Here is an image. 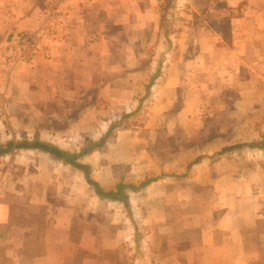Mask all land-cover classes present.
<instances>
[{
    "label": "rangeland",
    "instance_id": "obj_1",
    "mask_svg": "<svg viewBox=\"0 0 264 264\" xmlns=\"http://www.w3.org/2000/svg\"><path fill=\"white\" fill-rule=\"evenodd\" d=\"M107 1L101 42L85 40L88 19L51 57L65 0H0V186L25 221L39 216L27 201L67 206L74 241L82 226L95 233L96 264H158L192 234L174 215L217 217L229 202L264 212V0H160L154 26L132 30L127 0ZM23 141L75 155L100 189L120 184L127 206L68 162L7 145Z\"/></svg>",
    "mask_w": 264,
    "mask_h": 264
},
{
    "label": "crops",
    "instance_id": "obj_2",
    "mask_svg": "<svg viewBox=\"0 0 264 264\" xmlns=\"http://www.w3.org/2000/svg\"><path fill=\"white\" fill-rule=\"evenodd\" d=\"M129 1L131 0H127L123 8L127 13L120 17L125 23L124 28L130 26L132 30L147 25L154 26L151 15L158 11L160 0H148L142 6L138 5V0H133L132 4ZM108 3L110 4L107 0H97L95 5L84 7L65 0L67 10L61 16L64 26L61 25L62 28L53 38L44 41L48 54L51 57L62 56L72 46V39L81 41L83 36L79 33L82 32L80 27L85 20L89 23L88 19L93 26L85 40L90 45L100 43L99 9L106 8ZM130 12L136 18L128 20ZM258 13L264 16V8ZM69 25L74 26L73 30L68 28ZM258 26L264 29V24ZM107 43L110 44V41ZM131 59L132 55H129L127 60ZM5 190L4 186H0V264H96L95 256L99 255V251L95 233L90 236L82 226L74 241L70 235L72 221L67 206L54 205L47 200L27 201V204L39 209V216L25 221L26 217L22 219L15 213L19 207L16 208L10 200L3 198ZM236 204L229 202L224 205L222 213L217 217L202 218L193 215L190 217L191 221H188L184 215H174L172 223L192 234L174 240L168 258L158 264H264V212L260 204L255 202L248 203L244 209ZM83 222L81 220V225ZM26 223L36 226L30 229ZM119 235L116 233L111 239L112 244L108 245L110 250H117ZM161 237L164 240V236ZM144 239L148 240L149 237ZM79 250L83 254L75 257ZM159 254L165 256L164 251L160 252L156 248L152 255L159 257Z\"/></svg>",
    "mask_w": 264,
    "mask_h": 264
},
{
    "label": "trees",
    "instance_id": "obj_3",
    "mask_svg": "<svg viewBox=\"0 0 264 264\" xmlns=\"http://www.w3.org/2000/svg\"><path fill=\"white\" fill-rule=\"evenodd\" d=\"M7 145L9 147H13V148H17V149L35 148V149H38L40 151L49 153V154L55 156L56 158L64 160L65 162H68L70 165L79 169L83 173L85 180L90 185H92L94 187V191L96 192L97 195H99L101 197H109L113 200H120L124 205L127 206V198H126V195L123 193V190H122L123 187L120 184H116L115 188L113 190L104 191V190L100 189L94 181L89 179L87 166L85 164L78 163L75 161V155L66 153V152L59 150V149H57V148H55V147H53L47 143H43L40 141H31V142L23 141V142H19V143L8 142ZM249 145H252V144H249ZM240 146H242V144H240ZM9 147H7L5 151H9L10 150ZM1 153H3V150H0V154ZM131 188H133V187H131Z\"/></svg>",
    "mask_w": 264,
    "mask_h": 264
},
{
    "label": "built area",
    "instance_id": "obj_4",
    "mask_svg": "<svg viewBox=\"0 0 264 264\" xmlns=\"http://www.w3.org/2000/svg\"><path fill=\"white\" fill-rule=\"evenodd\" d=\"M32 34L31 33H25V35L21 36L20 43L24 45H30L32 42ZM24 47V46H23Z\"/></svg>",
    "mask_w": 264,
    "mask_h": 264
}]
</instances>
